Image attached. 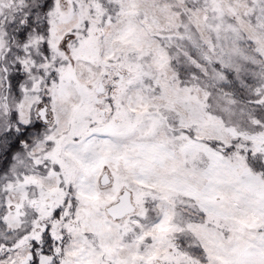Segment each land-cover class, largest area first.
Here are the masks:
<instances>
[{"label": "snow or ice", "instance_id": "6c2138e0", "mask_svg": "<svg viewBox=\"0 0 264 264\" xmlns=\"http://www.w3.org/2000/svg\"><path fill=\"white\" fill-rule=\"evenodd\" d=\"M0 264H264V0H0Z\"/></svg>", "mask_w": 264, "mask_h": 264}]
</instances>
